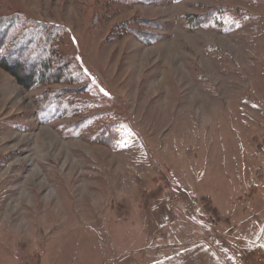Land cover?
<instances>
[{
    "label": "rangeland",
    "instance_id": "obj_1",
    "mask_svg": "<svg viewBox=\"0 0 264 264\" xmlns=\"http://www.w3.org/2000/svg\"><path fill=\"white\" fill-rule=\"evenodd\" d=\"M15 15L62 27L85 81L58 104L74 86L0 66V264H264V0H0Z\"/></svg>",
    "mask_w": 264,
    "mask_h": 264
},
{
    "label": "trees",
    "instance_id": "obj_2",
    "mask_svg": "<svg viewBox=\"0 0 264 264\" xmlns=\"http://www.w3.org/2000/svg\"><path fill=\"white\" fill-rule=\"evenodd\" d=\"M195 18L198 19L195 22L196 26H201L200 18ZM65 33L62 27L38 22L28 23L20 15L2 18L1 68L26 90L61 83L74 86L68 89L69 91L59 90L48 94V100L64 104L70 92H76L75 86L85 81L84 72L71 61L70 57L62 55L60 51Z\"/></svg>",
    "mask_w": 264,
    "mask_h": 264
},
{
    "label": "crops",
    "instance_id": "obj_3",
    "mask_svg": "<svg viewBox=\"0 0 264 264\" xmlns=\"http://www.w3.org/2000/svg\"><path fill=\"white\" fill-rule=\"evenodd\" d=\"M233 264H240L239 260L233 258ZM150 264H229L227 260L213 254L207 245H200L172 254L166 260Z\"/></svg>",
    "mask_w": 264,
    "mask_h": 264
},
{
    "label": "built area",
    "instance_id": "obj_4",
    "mask_svg": "<svg viewBox=\"0 0 264 264\" xmlns=\"http://www.w3.org/2000/svg\"><path fill=\"white\" fill-rule=\"evenodd\" d=\"M172 207H173V204L169 203V202L165 205V209L168 210V211H170L172 209Z\"/></svg>",
    "mask_w": 264,
    "mask_h": 264
},
{
    "label": "snow or ice",
    "instance_id": "obj_5",
    "mask_svg": "<svg viewBox=\"0 0 264 264\" xmlns=\"http://www.w3.org/2000/svg\"><path fill=\"white\" fill-rule=\"evenodd\" d=\"M107 95V93H105Z\"/></svg>",
    "mask_w": 264,
    "mask_h": 264
}]
</instances>
